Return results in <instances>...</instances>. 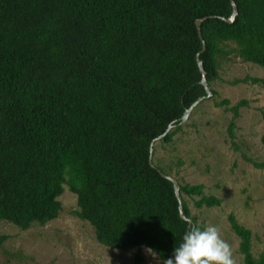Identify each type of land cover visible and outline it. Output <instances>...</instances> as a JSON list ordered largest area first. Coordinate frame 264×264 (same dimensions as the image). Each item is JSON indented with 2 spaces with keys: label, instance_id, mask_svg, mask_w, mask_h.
<instances>
[{
  "label": "trees",
  "instance_id": "16d2710c",
  "mask_svg": "<svg viewBox=\"0 0 264 264\" xmlns=\"http://www.w3.org/2000/svg\"><path fill=\"white\" fill-rule=\"evenodd\" d=\"M232 1L237 14L227 23L230 0H0V224L45 226L58 217L65 186L100 245L135 250V264L144 248L174 258L182 236L205 227L187 198L196 209L221 200L176 180L177 200L153 161L156 142L173 143L186 110L206 96L202 78L216 96L229 54L264 68V0ZM234 84L264 89V77ZM248 103H215L232 114L231 140ZM227 221L242 264H264L251 231L232 213Z\"/></svg>",
  "mask_w": 264,
  "mask_h": 264
},
{
  "label": "rangeland",
  "instance_id": "374dc122",
  "mask_svg": "<svg viewBox=\"0 0 264 264\" xmlns=\"http://www.w3.org/2000/svg\"><path fill=\"white\" fill-rule=\"evenodd\" d=\"M233 45L226 48H232ZM245 77H264V68L241 61L234 53L220 61L219 79L212 85L215 97L195 107L172 144L156 142L153 161L179 183L201 184L205 195L221 200L219 207L196 209L187 198L191 215L205 227L217 226L232 247L237 264L238 238L231 232L227 216L252 233V254L264 249V89L251 84H234ZM227 99L230 106L247 100L235 119L234 139L228 136L232 114L215 103ZM238 149L234 148V145ZM196 199V198H195ZM59 215L45 226L33 225L22 231L7 222L0 224V236L7 240L0 247V264H135V250L120 251L100 245L93 228L75 215L76 196L64 186L58 198ZM141 264H163L148 249L142 250Z\"/></svg>",
  "mask_w": 264,
  "mask_h": 264
},
{
  "label": "clouds",
  "instance_id": "9594fccd",
  "mask_svg": "<svg viewBox=\"0 0 264 264\" xmlns=\"http://www.w3.org/2000/svg\"><path fill=\"white\" fill-rule=\"evenodd\" d=\"M173 256L163 264H237L231 245L222 238L220 229L213 225L203 229L192 226L175 247Z\"/></svg>",
  "mask_w": 264,
  "mask_h": 264
},
{
  "label": "water",
  "instance_id": "95a60500",
  "mask_svg": "<svg viewBox=\"0 0 264 264\" xmlns=\"http://www.w3.org/2000/svg\"><path fill=\"white\" fill-rule=\"evenodd\" d=\"M230 2H231V5H232V14H231V16H230L229 19H226V20H225V22H227V23H232L233 20H234V18H235V16H236V14H237V10H236V6H235V4L233 3L232 0H230ZM201 21H202V20H197V21L195 22V24H196V27H197L198 37H199V39H200L201 42H202V50H201V52H203V51H204V42H203V40H202V38H201V33H200V24H201ZM198 56H199V55L196 56V61H197V64H198V66H199V69L202 71L201 63H200V61H199ZM201 83L203 84L204 88L206 89V96H205V97H202V98H199L195 103H193V104L189 107V109L186 110V112L184 113V115H183V117H182V121H185V120L188 118V116H189V114L191 113V111H192V110H193V109H194V108H195V107H196V106H197V105H198L203 99L209 98V97L211 96L209 90H208L207 87H206V84H205L204 78H202ZM169 129H170V127L167 129V131H168ZM159 138H160V137H159ZM159 138H158V139H159ZM158 139H157V140H158ZM153 145H154V142L151 143V145H150V150H149V163H150V164H152V147H153ZM162 176H163L164 178H166L169 182L172 183V185H173V187H174V193H175V196H176L177 200H179V195H178V194H179V187H178V183H177L176 179L173 178V177H171V176L165 175V174H162ZM179 215H180L181 219H183V220L187 221L189 224H191V221L188 220V219H186V218L184 217V215H183V213H182L181 205L179 206Z\"/></svg>",
  "mask_w": 264,
  "mask_h": 264
}]
</instances>
